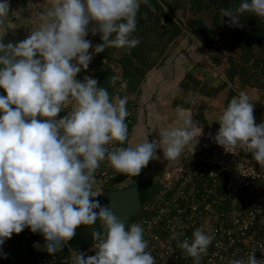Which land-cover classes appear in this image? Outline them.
<instances>
[{
  "label": "clouds",
  "instance_id": "clouds-1",
  "mask_svg": "<svg viewBox=\"0 0 264 264\" xmlns=\"http://www.w3.org/2000/svg\"><path fill=\"white\" fill-rule=\"evenodd\" d=\"M148 0H43L35 13L30 35L15 44L0 42V245L13 233L28 227L41 233L48 253H55L74 235L77 226L100 220L104 231L92 232L95 255H71V264H156L138 223L127 229L113 211L95 198V172L100 162L115 173L138 176L157 149L163 157L177 159L201 135L188 110L177 106L179 126L164 128L159 141L132 147L109 145L127 140V97L110 96L97 79L76 74L88 69L93 53L108 47L131 50L139 39L137 12ZM230 26H239L241 14L264 18V0H241L235 9H220ZM9 15V0H0V38ZM91 25V27H90ZM9 27V26H8ZM101 33L103 43L93 46L86 37ZM93 48L90 53L89 49ZM117 77L111 83L115 85ZM71 105L65 116L57 114ZM15 105L16 107H11ZM46 119H37V116ZM213 139L226 152L237 146L264 166V122L255 124L253 103L240 91L215 120ZM194 144V145H195ZM99 209V211H94ZM211 228L201 225L192 239L177 241L185 257L200 264L212 240ZM177 233H172L176 239ZM229 264H264L255 252Z\"/></svg>",
  "mask_w": 264,
  "mask_h": 264
},
{
  "label": "built area",
  "instance_id": "built-area-1",
  "mask_svg": "<svg viewBox=\"0 0 264 264\" xmlns=\"http://www.w3.org/2000/svg\"><path fill=\"white\" fill-rule=\"evenodd\" d=\"M83 73L84 69L76 78L83 80ZM126 107L127 140L122 144L114 141L110 150L129 147L137 110L131 99H127ZM70 109L69 104L56 118L65 116ZM236 150L235 154L226 152L222 146L213 144L201 155L188 158L187 169L173 167L160 179L156 193L130 219L125 228L132 223L143 227L148 241L146 251L155 257L156 264H193L194 258L185 257L176 245L185 238L191 241L193 231L201 225L211 228L212 240L201 255L200 264H229L231 260L247 259L253 252L257 256L264 251V196L253 193L264 180V167L248 151L239 146ZM121 175L107 166V160L100 162L95 172L100 196L110 192ZM173 232L177 233L176 239L171 238ZM94 243L63 256L30 260L28 264H71L75 252L95 255Z\"/></svg>",
  "mask_w": 264,
  "mask_h": 264
},
{
  "label": "rangeland",
  "instance_id": "rangeland-1",
  "mask_svg": "<svg viewBox=\"0 0 264 264\" xmlns=\"http://www.w3.org/2000/svg\"><path fill=\"white\" fill-rule=\"evenodd\" d=\"M156 1L162 8V12L149 0L146 4L143 3L144 6H140L137 12V17H141L142 29H137L132 35L139 39V44L131 50L105 48L101 52L105 56L101 61H99L100 53H93L88 69H84V76L94 77V70L108 67L115 77H122L119 63L123 62L129 76L122 77V82L115 83L114 86L112 84V87L115 90L114 96H126L130 99L147 70L174 63V60L182 54L186 61H191L192 66L189 72L181 71V83L195 89L191 90L192 94L188 99L178 100H185L190 104L195 114L202 115L201 110L208 114L207 122L208 127L212 128L211 133L219 129V122L215 120L230 100L239 94L240 88L246 90L251 103L256 102L264 109V34L261 42L252 46L250 50H241L233 45L234 37L231 33L235 26H230V18L223 17L222 13H219L217 23H213L212 7L197 8L191 0ZM200 1L205 2V0ZM42 4L43 0H9V15L6 23L14 30L15 35L21 38L30 35V31L35 27V13L42 11ZM200 12L203 13L202 20L218 30V38L213 45L207 46V43L206 45L202 43L193 33L195 30L192 31L189 28L188 20L191 19V26H194L193 20ZM163 13L170 18L171 24L168 25L165 22ZM175 27L178 32L173 36L172 31ZM100 36L99 32L95 35L89 32L86 39L90 40L94 46L103 43ZM191 44L195 45L196 53L195 56L187 57V53H183V50ZM244 49L247 48L244 47ZM89 52L92 53L93 48H90ZM136 70L140 72L135 75ZM97 82L100 83V80L98 79ZM205 91L208 93H206L207 96L204 94ZM182 94L186 97L185 91H182ZM260 114H263L261 122H264V110ZM214 144L217 143L214 142ZM188 163L185 162L183 168L188 167ZM163 168L161 165L155 169L148 168V178L160 177L166 170ZM139 178L138 183L135 182L136 184L133 185L145 182L141 186L148 188V181L142 179L143 175Z\"/></svg>",
  "mask_w": 264,
  "mask_h": 264
},
{
  "label": "crops",
  "instance_id": "crops-1",
  "mask_svg": "<svg viewBox=\"0 0 264 264\" xmlns=\"http://www.w3.org/2000/svg\"><path fill=\"white\" fill-rule=\"evenodd\" d=\"M194 46L195 45L192 44L188 45V47H185L183 50V53H187V57L195 56L196 48ZM191 66V61H186L181 54L174 60V63L163 64L157 68L153 67L144 73L143 79L139 83L134 95L130 97L137 111L134 117V124L128 145L134 147L144 142L146 139H148L149 142L153 140L159 141V132L162 129L179 126L175 121V109L177 106L188 110L193 125L202 129L201 135L197 138V143L195 144V140H193L184 148L177 159L169 161L163 157L162 149L158 148L156 151V158L150 159L147 166L141 169L138 176H127L124 174L119 176L111 186L110 191L132 186L138 183L137 181L140 180L139 177L142 175L144 177L142 179L148 181L147 183L149 186L157 185L166 172L171 171L173 167L184 166V162L188 157L192 155H201L207 147L214 144L215 140L213 137L218 130L211 133L212 128L208 127L207 122L208 114H205L202 110V115L195 114L190 104L186 103L185 100H178L188 99L189 95L192 94L191 90L195 89L192 86L183 85L181 83V71L189 72ZM122 80L123 78L121 77L117 78L119 83H121ZM182 91H185L186 97L182 94ZM240 91L246 92V90L241 88ZM206 93L205 91L204 94L207 96L208 93ZM252 103L254 122L255 124H260L262 121L261 117L263 116V114L260 113L264 109L258 103L253 101ZM158 165L166 169L164 173L160 177L158 176L155 178L151 176L152 178H148V168L155 169ZM263 188L264 180L253 190V193L257 196H264ZM90 199L98 200L100 205L103 203V197L100 195ZM94 211L98 212L99 209H95ZM94 230L97 232L102 231V225L99 219L91 226L83 224L77 226L75 235L55 253L50 254L45 248L43 235L39 232L33 233L26 227L20 233H13V238L18 248L16 262L18 264H27L30 260L70 254L73 250L94 242L92 237V232ZM256 258L258 260H264V251L257 254Z\"/></svg>",
  "mask_w": 264,
  "mask_h": 264
},
{
  "label": "trees",
  "instance_id": "trees-1",
  "mask_svg": "<svg viewBox=\"0 0 264 264\" xmlns=\"http://www.w3.org/2000/svg\"><path fill=\"white\" fill-rule=\"evenodd\" d=\"M152 2V4H154V6L162 12V8L158 5L156 0H149ZM241 0H205V2H202L200 0H191L192 4H196L197 8H200L201 6L205 7V8H209L212 7L214 10V14H213V23H217V18H218V14L221 13L220 9L221 8H225V9H235L236 7L239 6ZM140 6H144L143 3H141ZM165 22L169 25L171 24V20L170 18L166 15V14H162ZM191 20V19H190ZM188 20L189 22V28L193 31L194 30V26H191L192 22ZM140 21H141V17L138 16L137 17V27L136 30H140L142 29L141 25H140ZM144 28V27H143ZM263 28H264V18H260V17H256L255 15L251 14V13H244L241 14V19H240V24L239 26H235L232 30V35H233V45L241 50H250L252 48V46H254L255 44L257 45L258 43L261 42V37L263 36L264 32H263ZM177 28L175 27V29L172 31V35H176L177 34ZM196 36L199 37V40L204 43L206 45V42L204 41L203 38H201L199 35L196 34V32H193ZM208 46V43H207ZM244 47H246L247 49H244ZM100 60L104 59V55L101 54L100 52ZM121 65V69H122V77L123 78H127L129 76V73L127 72V69L124 65L123 62L119 63ZM140 71L134 72L135 75L137 73H139ZM133 73V75H134ZM113 71L106 67L104 69L101 70H94V78H96L97 80H100V83L98 82V86L104 87L108 90L110 96L114 97V93L115 90L112 87V77H113ZM121 77V78H122ZM116 84L119 83L115 82ZM228 102V101H227ZM145 183L142 184H138V185H144ZM159 184L157 185H148V188H146L148 190V195L151 197L158 189ZM103 202H105V199H103ZM137 214H135L134 216H132V219L136 217ZM13 234L11 235L10 238H7L4 242V245L2 247V251L0 254V264H18L16 262V257H17V253H18V248H17V243L15 242L14 238H13ZM21 264H26V263H21ZM28 264V263H27Z\"/></svg>",
  "mask_w": 264,
  "mask_h": 264
},
{
  "label": "water",
  "instance_id": "water-1",
  "mask_svg": "<svg viewBox=\"0 0 264 264\" xmlns=\"http://www.w3.org/2000/svg\"><path fill=\"white\" fill-rule=\"evenodd\" d=\"M202 17L203 13L200 12L193 20L194 30L196 34L203 38L206 43L213 45L216 38H218V30L207 22H204ZM26 38L27 37H18L15 35L14 30L11 27L6 26L5 32L2 38H0V42H3L4 44H8L9 42L15 44ZM2 54L3 53H0V55ZM2 67L4 66L0 65V68ZM0 95L6 96V92L2 87H0ZM11 107L15 108L16 106L12 105ZM39 117L40 116L38 115V120ZM102 197L105 199V202H103L101 206L110 208L113 213L124 222L126 227L132 216H134L139 211L142 203L148 199L149 195L148 190L145 189V187L140 185H132L126 188L110 191L104 194ZM102 231H104L103 228ZM3 245H0V252Z\"/></svg>",
  "mask_w": 264,
  "mask_h": 264
}]
</instances>
